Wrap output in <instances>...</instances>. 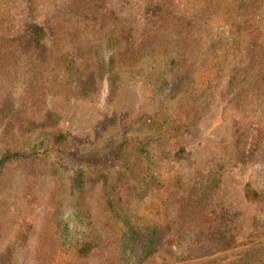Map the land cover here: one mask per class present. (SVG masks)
Segmentation results:
<instances>
[{"label": "rangeland", "instance_id": "rangeland-1", "mask_svg": "<svg viewBox=\"0 0 264 264\" xmlns=\"http://www.w3.org/2000/svg\"><path fill=\"white\" fill-rule=\"evenodd\" d=\"M68 1L0 0V34L5 31L8 37L15 36L31 18L43 22ZM105 1L119 15H132L128 25L141 27L139 12L147 0ZM173 2L174 11L192 23L186 39L189 46L180 51L182 62L190 65L182 67L183 73L174 83L173 73L180 70L174 63L164 67L161 78L125 67L129 75L110 95L107 80L95 69L91 90L80 96L68 91L75 82L64 86L53 80V57L60 49L51 38L45 40L51 51L45 66L31 65L24 53L12 59L6 51L13 48H3L0 42V152L26 148L24 128L30 124L34 128L31 137L44 131L68 133L62 150L78 147L82 152H100L118 140L133 138L145 128L144 120L165 122L161 138L153 145L159 184L145 186L133 178L134 156L129 148L113 165L87 173L83 203L97 244L70 264H136L137 248L132 243L124 247L120 235L148 221L158 222L167 231L157 251L139 264H195L199 260L190 257L200 252L193 237L196 228L224 227L233 219L235 247L209 257L226 256L218 263L237 264L238 253L252 244L263 247L264 252V202L248 199L244 191L246 184L264 190V97L258 103H240L231 92L229 79L235 67L244 64V50L219 57L218 52L203 54L193 47L203 33V24L215 16L201 12L204 0ZM223 8H230L232 15L242 10L236 3ZM256 16L264 25V3ZM152 39H143V43L149 45ZM49 114L56 122L41 124ZM11 123L12 138L5 134V125ZM76 168L56 151L5 165L0 172V264H37L41 258L54 264L59 261L54 252L58 235L83 233L84 225L73 223L70 180ZM100 173L108 177L106 185L102 178L97 180ZM201 186L208 187L207 197L196 206L194 191ZM108 197L126 211L127 221L116 219L109 211ZM192 212L204 216L188 221L185 216ZM220 214L224 216L219 218Z\"/></svg>", "mask_w": 264, "mask_h": 264}, {"label": "trees", "instance_id": "trees-1", "mask_svg": "<svg viewBox=\"0 0 264 264\" xmlns=\"http://www.w3.org/2000/svg\"><path fill=\"white\" fill-rule=\"evenodd\" d=\"M105 2L69 0L65 6L60 5L56 8L43 22L31 18L15 36L8 37L5 31L1 32V47L13 48V51H6L12 59H19V55L24 53L31 59V65L45 66L51 52L45 40L51 38L57 49H60L58 55L53 57L55 70L53 80L56 79L64 86L75 82V87L68 88V91L80 96L87 95L91 90L95 69L107 80L110 95L129 75L125 67L148 77L161 78L164 67L174 63L180 66L178 68L180 70L173 73V77L175 76L173 83L176 82L179 73H183L182 67L187 69L190 65L182 62L180 51H185L189 46L186 39L190 36L192 23L174 11L173 0H147L143 10L139 12L143 16L141 27L139 24L136 27L128 25L127 19L132 15L121 16L114 9L107 7ZM235 3L237 9L242 8L238 14L232 15L230 8H223L224 5ZM263 3L264 0H204L201 8V12L206 16L210 18L213 14L215 16L203 24V33L194 44V48H198L203 54L218 52L219 57L233 56L241 50L245 51L244 64L237 65L229 79L231 92L240 103L245 100L258 103V100L264 97V25H261V20L256 16ZM149 38H153V42L149 45L143 43V39ZM171 39L174 42L169 46L165 45V42ZM58 41H63L61 46ZM105 53H108L106 58ZM222 61L223 59L219 60L217 65ZM176 87L178 85H175ZM9 109L12 110V107L9 106ZM55 122V117L49 114L41 124L49 126ZM143 124L145 128L143 127L133 138L118 140L100 152H82L78 147L62 150L60 147L68 143V133L60 130L44 131L38 137H31L34 128L30 124L24 128V134L27 135L26 148H7L0 152V172L10 161L44 156L51 151L62 154L68 162L78 167L70 180V191L73 196L71 203L73 223L84 225V231L75 235L68 233L58 235L59 242L54 247V252L58 254L59 261L54 264L73 263L75 258L86 256L97 244L94 236H91L89 212L83 203L87 173L91 172L90 170H101L113 165L129 148L132 149L134 156L133 178L139 179L145 186L159 184L160 179L154 166L156 153L153 145L155 140L161 138L165 122L149 118L144 120ZM12 129V123L5 125V134L10 138L13 136ZM97 177V180L102 178L105 185L108 183L106 174L100 173ZM207 189L208 187L201 186L194 191L196 197L193 201L196 202V206L202 205V200L207 197L205 194ZM244 191L248 199L264 202V190L257 191L246 184ZM115 203L112 197H108L109 211L116 219L127 221L128 214L123 208L115 206ZM202 214L204 216V213L192 212L185 218L193 222ZM221 216L224 215L220 214L219 218ZM204 221L205 217L201 218V222ZM234 221L235 219L231 220L224 227H221V224L216 227L209 224L200 225L196 228L198 230H195V227L188 228L187 230L196 231L193 237L197 238V250H200L199 254L192 255L190 260L198 259L195 264H219L218 261L226 256H209L227 252L235 247L237 226ZM147 223L139 228L133 227L128 234L122 232L120 235L124 247L132 243L133 249L137 248L134 255L136 264L157 251L160 240L167 231L160 228L158 222ZM262 250L263 247L253 244L241 250L238 253L241 256L237 264H263ZM204 257L208 259L203 260ZM37 264L50 262H45L44 258H41Z\"/></svg>", "mask_w": 264, "mask_h": 264}]
</instances>
